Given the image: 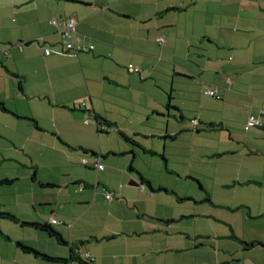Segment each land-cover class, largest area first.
Here are the masks:
<instances>
[{"label": "crops", "instance_id": "obj_1", "mask_svg": "<svg viewBox=\"0 0 264 264\" xmlns=\"http://www.w3.org/2000/svg\"><path fill=\"white\" fill-rule=\"evenodd\" d=\"M69 17L94 49L62 52L60 28L50 20ZM161 36L163 44L157 41ZM0 104V166L6 162L8 170H0V180H13L0 185V195L23 184L6 203L0 200V211L29 222L54 217L53 227L95 264H264V245H246L264 243V224L258 223L264 220V192L254 195L260 197L256 210L221 203L214 206L223 210L215 213L163 218L158 204L173 201L159 193L170 189L157 190L143 175L136 177V157L129 158L124 143L105 147L97 124L99 116L111 124L107 132L126 141L132 135L156 140L167 135L165 150L169 137L191 135L196 151L210 136L215 154L234 157L222 163L237 180L234 190L262 189L264 182L244 180L242 171L256 164L264 169V126L246 129L252 118L264 123V0H0ZM147 143L142 146L157 154ZM93 152L102 157L105 180L93 166ZM46 164L57 173L41 171ZM100 187L114 198L104 194V203ZM48 190L53 199L39 197ZM205 201L214 204L210 196ZM184 219L195 224L193 230L179 229ZM239 226H251L253 233H240ZM23 228L46 239L39 229ZM0 233L6 241L71 257L70 246L64 255L51 253L5 233L2 223ZM4 249L1 242L0 264H79Z\"/></svg>", "mask_w": 264, "mask_h": 264}, {"label": "rangeland", "instance_id": "obj_2", "mask_svg": "<svg viewBox=\"0 0 264 264\" xmlns=\"http://www.w3.org/2000/svg\"><path fill=\"white\" fill-rule=\"evenodd\" d=\"M100 134L103 137L102 140L104 142L105 147L109 146V144L115 145L117 147L119 146V144H123V143L127 145L128 150L126 152L130 151L127 155L130 156L129 158H134V156L136 157L134 166L138 170L142 171V173L137 172L138 170L132 171V173L135 174L136 177H139L141 179L140 175H143L146 179H149L154 183L157 190H159L162 185H165L170 189L169 192L163 190L162 192L159 193L161 194V198H167L173 201L172 204L169 203L158 204L159 206L158 213L162 214L163 218L164 217L172 218L174 216L177 217L180 216V218L182 217L188 218V216H192L194 213H198V211L215 213V211L223 210L220 209L222 207L214 206L215 204H221V203L231 205L235 208L236 205L247 204L249 205V207H246L247 211L250 210L249 209L250 206L252 207L253 210L258 209L257 206H259V198L261 197V195H263L262 193L264 192L263 191L264 187L261 189L260 187L251 185V186L238 187L237 190L236 189L234 190L233 187L235 186L237 180L235 179V176L233 178V176L230 173L231 171L222 165V163L225 161L232 162L234 157L225 156L223 158H220L219 155L215 154L214 151H217L218 147L212 144L214 140H211L210 136L206 137V139L203 138L205 139V141H201V143H203V146L202 144L196 146V151H194V148L192 146V137L187 133H183L182 136L179 138L178 135L177 136L178 139L177 138L172 139L170 137L167 138L168 139V141L166 142L168 144L167 150H165L164 137L162 138L163 140L162 139L156 140L152 138H145L144 136L132 135L130 137L134 141L133 140L126 141V139L123 136L116 133H115L116 136H112L110 132H100ZM191 134H193V132H191ZM2 142H3V138H0V145ZM147 142H149V145L157 148V154L152 153L150 150L144 147V146L149 147ZM2 148L3 146H0V152ZM164 151L167 154L166 157L169 158L167 164L168 167L166 166L165 161L162 157ZM202 151H204L205 156L201 155ZM5 155H10V154L5 153ZM2 156L3 153H0V159L2 158ZM121 158L124 159L126 157H121ZM48 159L49 160L51 159V154L48 155ZM115 160H119V159L117 158ZM6 164L7 163L5 162L0 166L1 171L8 172V170L5 169ZM51 166L52 165L46 164L44 169H41V171L45 170L48 172H53V174H56L57 172L55 171V169H52ZM81 167L85 170L84 166L81 165ZM72 168H73L71 169L72 173H74V171H77V169L75 170V168H77V165H74V167ZM108 169L109 168H107V171ZM243 169L244 170L242 171L243 172L242 177L244 180H248L249 179L248 177H251V179L257 178V180L264 182L263 165L260 166L256 164V165H252L249 168L246 169L243 168ZM125 170L127 172V175L131 174L129 173L128 168H126ZM93 174L94 176H92V179L95 180L97 173L94 171ZM29 176L30 175H28V177ZM101 176L104 178L103 180H105L106 173L102 171ZM223 176L225 178L224 180H223ZM109 178H111L112 180L116 179L114 175H111ZM29 179L30 182H32V178L30 177ZM199 182L202 184V187L200 186ZM19 183H22V181L16 183V185H14L13 187H7L6 194L0 195V200L6 203L8 201L7 197L12 196V193H14L16 190H19L18 187ZM226 183H229L230 186H224V184ZM19 186L23 187V184ZM101 188L102 187H100V191H99L101 200H104V203H107V200L103 196L105 194V190L102 188L101 191ZM44 194H47L48 198H52L49 196L52 194L49 190L46 192H41L39 194V197L46 198ZM254 195H260V197H256ZM208 196L212 198L214 203L213 205L208 201H205V199ZM178 197L182 198L183 201H179ZM29 206L31 208L32 213L37 216L34 208L31 205ZM152 211H153V215H155L154 214L155 206L153 207ZM228 212L232 213L231 211ZM241 212H244L247 215L246 211H241ZM238 214L239 213L236 212L234 215H238ZM184 220H182L181 223L178 225L179 229H181L182 231L183 229L186 228L193 230L195 224L192 225V223H189L187 219ZM0 223L3 224V229L5 233L12 235V237H14L15 239L25 240L27 243H32L34 245L39 244L40 247H42L46 251H50L51 253L53 252L57 253V251L62 252L63 255L67 253L66 251L68 250L69 246L60 245L56 240L50 238L47 234L41 233L44 234V236H46V239L44 240L42 238L41 239L37 238L33 233H31V229L29 230V228H23L20 225H14V223L8 221V219L2 221L0 220ZM258 223L262 226L264 224V220L259 221ZM164 224L166 225L167 223L164 222ZM251 225L254 226V228H257L255 225L253 224ZM249 228H251V226H248V229L245 228L244 230L243 226H239V231L240 233L244 232L248 236L253 233L252 230ZM249 230H251L250 234H248ZM183 240L185 241L187 239L184 238ZM209 240L211 241V239ZM14 241L10 242V241H6L3 238H0V244L1 242H3L5 246H7V249H4L5 253L7 252L9 254L10 250L17 251L16 243ZM198 241L199 242L205 241V239ZM212 241H215V239H212ZM9 247L12 248L9 249ZM82 253L83 255L87 254V252H82ZM7 257L10 256L8 255Z\"/></svg>", "mask_w": 264, "mask_h": 264}, {"label": "trees", "instance_id": "obj_3", "mask_svg": "<svg viewBox=\"0 0 264 264\" xmlns=\"http://www.w3.org/2000/svg\"><path fill=\"white\" fill-rule=\"evenodd\" d=\"M1 105V104H0ZM168 107H171V104H168ZM97 124H98V131L100 132H107L105 129L102 128V126L105 127H111V124H108V122L106 120H103L101 117L98 116L97 118ZM167 135L164 136V138H166ZM176 136L172 137L175 138ZM94 156H97V154H95V152H93ZM13 182V180H9V179H4V180H0V185H5V184H11ZM53 187V186H52ZM174 193V192H172ZM179 201H183L182 198L179 197ZM0 216L10 220L11 222H15V223H19L22 225V227H34L36 229H39L45 233L48 234V236H50L52 239L56 240L60 245H67L70 246L71 249V257L70 258H64V257H57V256H52L48 253H44L42 251H40L39 249L26 244L23 241H16V245L17 247L23 251L26 254H30L33 255L37 258H40L46 262H71V261H76L79 264H95V258L90 256H86V254L84 255H80V248L79 246H75L73 242H69L67 241L63 235L61 234V232H59L57 229H55L53 227V225H55V223L49 221V222H29V221H23L21 219H19L16 215H14L11 212H5V211H0ZM171 220H168V222H170ZM7 237V236H6ZM9 238V237H7ZM246 245L248 247H252L255 245H264L263 242L261 241H252V242H247ZM91 255V254H90Z\"/></svg>", "mask_w": 264, "mask_h": 264}, {"label": "built area", "instance_id": "obj_4", "mask_svg": "<svg viewBox=\"0 0 264 264\" xmlns=\"http://www.w3.org/2000/svg\"><path fill=\"white\" fill-rule=\"evenodd\" d=\"M50 24L60 28V32L62 35V44H63L62 52L78 54L80 52L88 51L89 49H94V45H88L83 42L82 35L78 31V28H77V22L73 18L69 17L63 20L51 19ZM157 41L159 44H163L164 37L162 36L159 37ZM53 52L54 51L49 47L45 49L46 55H50ZM129 67L131 69H134L136 72H141V69L139 67L134 66L133 64H130ZM206 93L216 98L219 97L217 91L212 90V89L206 90ZM84 105H86V102L84 103ZM193 122L198 123V120L195 119L193 120ZM250 126H260L261 127V126H264V123L261 119L252 118L250 122L248 123V125L246 126V129H249ZM102 128L107 131V129L110 127L102 126ZM101 159L102 157L99 155L94 156L93 166L97 171H102L105 168ZM82 162L86 164L88 161L86 159H83ZM105 196L108 200H112L114 198V194L108 190H105ZM50 221L55 224L58 223V220L55 219L54 217H52ZM86 256L90 257L91 255L90 253H87Z\"/></svg>", "mask_w": 264, "mask_h": 264}]
</instances>
